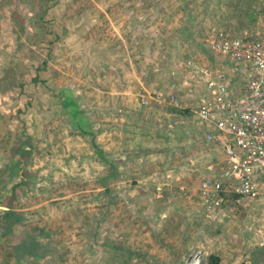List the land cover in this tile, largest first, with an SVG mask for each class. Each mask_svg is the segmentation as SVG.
<instances>
[{
  "label": "rangeland",
  "instance_id": "obj_1",
  "mask_svg": "<svg viewBox=\"0 0 264 264\" xmlns=\"http://www.w3.org/2000/svg\"><path fill=\"white\" fill-rule=\"evenodd\" d=\"M244 35L264 0H0V264H264V195L196 193L205 75L243 76L208 42Z\"/></svg>",
  "mask_w": 264,
  "mask_h": 264
},
{
  "label": "built area",
  "instance_id": "obj_2",
  "mask_svg": "<svg viewBox=\"0 0 264 264\" xmlns=\"http://www.w3.org/2000/svg\"><path fill=\"white\" fill-rule=\"evenodd\" d=\"M209 49L242 64L240 89L221 73L205 75L195 115L207 145L219 152L197 194L206 212L229 205V194L258 200L264 195V37H214Z\"/></svg>",
  "mask_w": 264,
  "mask_h": 264
},
{
  "label": "trees",
  "instance_id": "obj_3",
  "mask_svg": "<svg viewBox=\"0 0 264 264\" xmlns=\"http://www.w3.org/2000/svg\"><path fill=\"white\" fill-rule=\"evenodd\" d=\"M250 37H251V35H250ZM40 67H36V70H38ZM38 78V75L37 74H35V76L33 77V79L32 80H36ZM27 97V96H26ZM27 103V100L23 103L24 105H23V109L21 110V111H23L24 110V108H25V104ZM18 109H21V107L20 108H18ZM19 111L20 110H16L15 112H13V114H12V116L13 117H18V113H19ZM21 142V141H20ZM19 143V142H18ZM20 143L17 145V148H16V151L17 152H20V154L22 155V152H21V150H20Z\"/></svg>",
  "mask_w": 264,
  "mask_h": 264
},
{
  "label": "crops",
  "instance_id": "obj_4",
  "mask_svg": "<svg viewBox=\"0 0 264 264\" xmlns=\"http://www.w3.org/2000/svg\"><path fill=\"white\" fill-rule=\"evenodd\" d=\"M197 193V192H196ZM218 211H225V209H222V210H218ZM184 222H182L181 224H183ZM183 227H186V225H179V228H176V230L179 231V234H180V231L182 230ZM181 235V234H180ZM182 236V235H181ZM171 236H168V237H165V239H167L166 244H170L171 243ZM182 238V237H181ZM264 244V243H263ZM262 245V243L260 244ZM212 264H215V262H213Z\"/></svg>",
  "mask_w": 264,
  "mask_h": 264
}]
</instances>
